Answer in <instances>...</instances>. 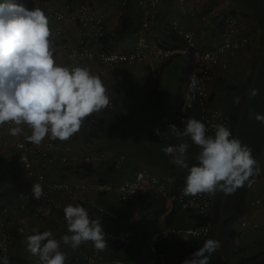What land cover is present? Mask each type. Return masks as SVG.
Listing matches in <instances>:
<instances>
[{
	"label": "crops",
	"instance_id": "obj_1",
	"mask_svg": "<svg viewBox=\"0 0 264 264\" xmlns=\"http://www.w3.org/2000/svg\"><path fill=\"white\" fill-rule=\"evenodd\" d=\"M5 1L0 0V3ZM83 1L103 18L106 30L105 36L98 43L90 38L89 45L116 51H128L133 47L135 29L148 0ZM65 2L67 0H50L48 3L34 0L29 10H63ZM156 3L150 21L149 39L163 46L176 44L169 33L172 20L178 22L179 28L193 31L196 41L204 46H212L219 39L215 32L219 14L229 10L238 11L248 24L249 43L235 56L228 58L225 70L212 71L207 92L210 106L221 109L227 115V128L232 137L251 148L261 172L254 177L250 186L246 183L232 195L225 196L220 191L213 195L210 239L219 241L220 247L211 255L210 264H264V124L255 119L257 114L264 115V0H202L192 14L180 13L177 0H156ZM208 8H214V14H208L204 21H198L196 16ZM48 20L54 60L68 67L64 46L75 44L77 26L73 22L64 24L63 35L58 37L53 33L58 22L54 18ZM172 34L177 36L175 32ZM189 64L187 55L177 54L167 60L151 59L133 65L116 64L105 69L103 84L112 97L113 108L86 117L81 129L61 143L65 153H78L84 149L88 153L103 152L109 157L124 155L120 165L48 164L35 159L36 167L46 172L48 181L60 179L77 183L101 181L117 184L131 179L137 171L144 170L156 176L172 175L169 188L181 185L187 170L173 165L171 157L164 153L163 148L179 140L171 134L169 125L179 128L178 110ZM251 88L259 90L256 97H249ZM237 97L240 98L239 103H236ZM188 113L196 115L197 111L191 110ZM158 115H162L166 123L161 135L154 139L148 131ZM8 129L0 126V139H14V136L8 134ZM27 134L30 131L21 132L17 136L25 138ZM12 150L0 149V206L8 207V217L15 224L14 238L10 245L12 260L14 264H25V259L38 257L30 254L25 244L26 237L35 234L34 230L51 231L56 239L68 233L59 211L46 205L38 209L35 199H25L21 195L24 175L21 174ZM196 150L199 151L198 147L190 142L187 150L190 166L196 163L192 159V152ZM14 161L17 173L12 177ZM32 185L29 184L27 188L31 189ZM55 196L65 206L71 204L84 207L89 215L100 220L101 226L108 230L132 231L131 244L125 250L121 251L115 244L106 241L107 247L99 251L106 257H124L130 264L139 256L146 255L142 250L145 237L160 224L188 226L198 220L195 215L179 208H175L171 215L157 213L160 199L155 193L125 202L118 200L111 192L97 193L89 190H79L73 194L57 192ZM95 207L111 210L118 217L109 219L95 210ZM45 209H51V213L45 215ZM159 247L168 253L173 263L189 258L193 253L191 251H195L184 240L175 237L162 239ZM61 251L67 257H75L97 250L88 242L76 250L61 245Z\"/></svg>",
	"mask_w": 264,
	"mask_h": 264
},
{
	"label": "clouds",
	"instance_id": "obj_2",
	"mask_svg": "<svg viewBox=\"0 0 264 264\" xmlns=\"http://www.w3.org/2000/svg\"><path fill=\"white\" fill-rule=\"evenodd\" d=\"M49 1L43 0L44 3ZM50 11L43 12L40 8L29 10L23 4L0 3V126L6 129L9 127L8 134L14 136L12 141L7 138L0 139V144L4 140L8 142L5 148L1 144L0 149L13 148L11 152L20 169L14 141L22 132L21 126H27L30 131V134L25 135L26 141L40 145L45 138L56 140L64 152L65 148L61 141H67L77 133L86 117L113 108L109 107L108 91L102 80L92 74L89 68L76 66L70 69L69 63L68 67H65L55 62L48 20L51 18L46 16ZM56 26H59V23ZM181 43L182 39L180 43L174 45ZM64 50L67 55L65 47ZM258 94L259 90L256 88H251L248 93L250 98ZM239 102L240 98L237 97L236 103ZM255 119L264 124V115L257 114ZM181 123L182 131L175 125H169L170 132L178 138H189L198 147L196 163L191 166L188 163V143L168 145L163 151L171 157L170 162L173 165L187 170L184 187L181 190L183 196L215 195L217 191L225 196L232 195L246 183L250 186L254 182V177L260 174L261 169L252 156L251 148L242 144L238 138L232 137V133L224 125H213L214 134L208 135L205 124L200 120L188 118ZM155 134L161 135L159 129L155 130ZM84 151L83 149L73 154H81ZM73 164L75 163L63 165ZM86 164L95 163L76 165ZM31 193L33 199L40 200L44 195L43 186L34 183ZM59 212L62 219L63 214ZM50 213L51 209L44 210L45 215ZM63 213L68 234L56 239L53 238L51 231L34 230L35 234L28 235L25 244L27 251L38 257L29 258H39L41 264H66L67 256L61 251V245L76 250L82 244L91 242L97 252L107 247L108 240L105 239L100 220L91 219L84 207L69 204L64 207ZM19 231L23 232V229ZM13 238L14 228L12 240ZM219 247V241L207 239L202 247L191 253L182 264H210L211 255ZM3 264H9L7 257L3 259Z\"/></svg>",
	"mask_w": 264,
	"mask_h": 264
},
{
	"label": "built area",
	"instance_id": "obj_3",
	"mask_svg": "<svg viewBox=\"0 0 264 264\" xmlns=\"http://www.w3.org/2000/svg\"><path fill=\"white\" fill-rule=\"evenodd\" d=\"M200 1L202 0H177L178 9L182 14H192ZM140 5L143 7L142 2H140ZM156 5V0H148L147 7L142 9L140 21L135 29L136 40L133 47L128 51H116L89 45L88 40L90 38L98 43L105 35L106 30L103 18L97 15L83 0H68L63 10L47 12L46 16L54 18L59 23V26H56L53 32L56 36L62 35L64 24L75 22L77 25L76 43L72 46H64L67 49L68 68L87 67L92 74L99 76L102 82L105 69L116 64L133 65L151 59L167 60L177 54H185L190 57L192 65L184 82V93L178 110V126L182 131V120L195 118L203 122L208 130L207 134L212 135L214 134L213 125L221 124L227 127L228 117L221 109L210 106L207 83L211 78L212 71L215 69L225 70L228 67V58L235 56L237 52L247 46L250 40L248 24L238 11L229 10L219 14L216 18L215 27L219 39L212 46H204L196 41L193 31L179 28L178 22L172 20L171 28L181 37L182 43L163 46L149 39L150 21ZM214 11V8H208L201 15H197L196 18L198 21H204L208 14H214ZM107 95L110 99L109 107L111 108L113 106L112 100L108 92ZM191 110H196L197 114H189L188 112ZM5 125L9 126V124ZM21 127L22 132L29 131L27 126ZM190 142L189 138L180 137L173 145L189 144ZM1 144L5 148L8 142L4 140ZM14 147L21 166V172L24 175L20 187L21 195L25 199H30L32 193L27 186L40 183L43 186L44 195L40 200H36L38 209L46 205L56 211H61L63 222H66L63 213L65 205L56 198L55 194L57 192L73 194L79 190L111 192L122 202L137 199L146 193H155L160 199L163 215H168L175 208H179L203 221L188 226H165L160 224L157 229L150 231L145 237L142 250L146 252V255L144 257L139 256L131 264H174L169 260L168 253L159 247L161 240L168 237L181 238L195 251L202 247L205 240L210 239L213 195L183 196L181 190L184 187L185 180L181 185L172 189L169 188L173 179L172 175L156 176L143 170L136 172L131 179L123 180L117 184L104 182L77 183L66 180L47 181L46 172L36 167L35 159H41L48 164L59 162L61 164L110 163L120 165L125 156L109 157L103 152L88 153L85 151L81 154L65 153L58 141H52L48 138H45L40 145H34L26 141L25 138H16ZM198 152L197 150L192 152V159H195ZM95 209L109 219L117 218V214L113 211L102 207H95ZM89 217L95 220L93 215H89ZM14 226V222L8 217V207L2 205L0 207V264H3L5 257H7L9 264H14L10 253ZM102 229L105 233V239L115 244L121 251L131 244L132 231L129 229L108 230L104 227ZM165 232H167V235H165ZM24 263L41 264L39 258H28ZM66 264L130 263L124 257L107 258L102 253L94 251L84 253L81 256L67 257Z\"/></svg>",
	"mask_w": 264,
	"mask_h": 264
},
{
	"label": "trees",
	"instance_id": "obj_4",
	"mask_svg": "<svg viewBox=\"0 0 264 264\" xmlns=\"http://www.w3.org/2000/svg\"><path fill=\"white\" fill-rule=\"evenodd\" d=\"M5 4H23L25 7H27L28 9L32 8L33 6V0H7V2H4ZM174 31L172 30H169V33H170V36L175 40L176 43H180L181 42V39L180 37L178 38L176 35H173ZM105 36V35H104ZM103 36V37H104ZM191 68V60H190V64L188 66V71L190 70ZM187 74V73H186ZM165 123L166 121L162 119V115H158L154 121L151 123L150 127H149V135L152 136L154 139H157L159 135H156L155 134V130L156 129H159L160 133L162 132V130L164 129V126H165ZM17 173V170H16V167H15V161L14 163L12 164V169H11V175L12 177L15 176ZM147 195V194H146ZM144 196V195H143ZM143 196L139 197V198H142ZM137 198V199H139ZM158 205V203H157ZM2 206V205H1ZM158 208V207H157ZM159 211L158 212H161L163 213V209H162V206H161V202H160V207L158 208ZM173 213V212H172ZM171 213V214H172ZM156 215V213H154ZM170 214V215H171ZM203 221H201V219L197 220V223H201ZM191 252H194V251H191ZM184 261V259H180L178 262H176L175 264H182V262Z\"/></svg>",
	"mask_w": 264,
	"mask_h": 264
}]
</instances>
